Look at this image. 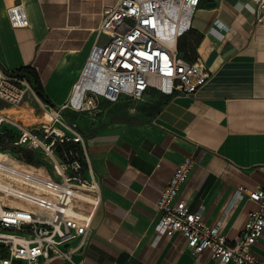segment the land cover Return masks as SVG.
Here are the masks:
<instances>
[{
	"label": "crops",
	"instance_id": "obj_1",
	"mask_svg": "<svg viewBox=\"0 0 264 264\" xmlns=\"http://www.w3.org/2000/svg\"><path fill=\"white\" fill-rule=\"evenodd\" d=\"M116 1L0 0V68H30L48 104L61 106L92 46L106 40L99 32L103 11ZM17 3L29 19L26 27L7 19L6 8ZM184 35L192 39L191 62L199 60L210 71L194 94L152 88L136 111L143 116L138 120L117 113L125 95L116 102L97 98L93 110H62V117L84 121L79 128L100 202L84 251L73 261L43 264H218L208 251L194 256L180 233L158 236L155 230L160 192L186 158L192 167L177 198L228 240L240 234L256 205L236 191L264 186V21H256L249 0H201ZM24 104L0 102V110L21 116L29 127L46 119ZM251 252L264 262V230Z\"/></svg>",
	"mask_w": 264,
	"mask_h": 264
},
{
	"label": "built area",
	"instance_id": "obj_2",
	"mask_svg": "<svg viewBox=\"0 0 264 264\" xmlns=\"http://www.w3.org/2000/svg\"><path fill=\"white\" fill-rule=\"evenodd\" d=\"M200 1L117 0L106 7L99 28L106 40L92 46L68 99L57 108L41 99L24 74L0 68V102L19 105L26 99L46 115L38 126L29 127L0 110V144L10 143L0 146V264L73 261L84 251L100 191L86 140L77 123H66L61 112L93 110L97 98L142 99L152 88L165 95L194 94L210 71L199 60L184 59L177 42L190 30ZM249 1L256 21H264V0ZM6 15L13 27L29 25L21 3L7 7ZM22 152L41 155V172L26 169ZM191 167L190 158L182 160L163 186L157 235L180 233L194 256L208 251L218 264H264L251 252L264 230V186L238 187L236 197L247 195L256 208L247 213L240 234L228 240L217 225L203 222L199 210L177 198Z\"/></svg>",
	"mask_w": 264,
	"mask_h": 264
},
{
	"label": "rangeland",
	"instance_id": "obj_3",
	"mask_svg": "<svg viewBox=\"0 0 264 264\" xmlns=\"http://www.w3.org/2000/svg\"><path fill=\"white\" fill-rule=\"evenodd\" d=\"M178 43L180 45H182V47L184 48L185 51L187 50L188 58H185V59L190 60V61L193 60L194 56H193V51L191 49L192 39L184 36L180 40H178L177 44ZM179 53L182 56L184 54L183 51L179 52ZM151 95H152V90H151ZM145 100H147L145 97L142 99H138V100L127 97L126 100L124 101V104L119 106V110L117 111V113H119V116H121V112L124 113L122 117L128 121L129 120H138L139 118L142 119L143 116H139V114L138 115H135V114H136V111H138L143 106V104H145ZM24 103H25L24 105H26L28 107L30 106V107H32V109L39 108V110L42 111L39 106L35 105L32 102H29V100H27V101L24 100ZM17 117H18V115H17ZM19 117L21 120L17 119V118L16 119L19 120V122L23 123L22 117L21 116H19ZM63 118L66 121V123L76 122L78 127H80V128L84 124V121L81 119L82 117H80V119H78V120H76V118H74V117L70 118L69 116H63ZM40 122H42V121H40ZM23 124H25V123H23ZM8 141H9V139H8ZM8 141H6V140L2 141L0 146H2V147L9 146L10 143ZM28 153H29L28 157L32 159V162H30L28 164L32 165L33 167H39L40 165H45L44 163L40 162V160H39V158L42 159L40 154H37L36 155L37 157H36L35 155L31 154V152H28ZM33 167L28 166V167H26V169H28L29 171H32V172H41L40 169L36 170V168H33Z\"/></svg>",
	"mask_w": 264,
	"mask_h": 264
},
{
	"label": "trees",
	"instance_id": "obj_4",
	"mask_svg": "<svg viewBox=\"0 0 264 264\" xmlns=\"http://www.w3.org/2000/svg\"><path fill=\"white\" fill-rule=\"evenodd\" d=\"M184 36L185 35L181 36L178 40H180ZM191 49L193 51V43H192ZM177 50H178V52L183 51L184 52L183 56L180 53L179 54L184 58H188L187 50L185 51L184 48L182 47V45H180L179 43L177 44ZM18 72H21L22 74H24L28 78V80L30 81L32 86L35 88L36 92L41 97V99L44 102L49 103L48 100L44 96L43 90H42L41 85H40V81H39L37 75L35 74V72L28 67L21 68L18 70ZM22 154L26 157L28 163L32 162V159L28 157V154H29L28 152H22Z\"/></svg>",
	"mask_w": 264,
	"mask_h": 264
}]
</instances>
